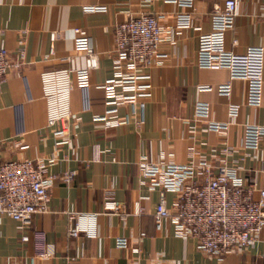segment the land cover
Returning <instances> with one entry per match:
<instances>
[{
	"label": "crops",
	"instance_id": "0c3cea01",
	"mask_svg": "<svg viewBox=\"0 0 264 264\" xmlns=\"http://www.w3.org/2000/svg\"><path fill=\"white\" fill-rule=\"evenodd\" d=\"M235 1L237 13L233 27L225 32V48L234 53L249 46L264 48V0ZM192 2L189 8L177 0H0V45L10 60L21 41L25 47V64L10 68L0 84V163L53 158L49 212L34 215L23 229L0 215V264H67L69 259L77 264H264V229L252 247L214 257L198 250L195 239L176 236L168 220L157 226L159 194L148 189L139 168L144 156L184 164L192 146L214 164L236 167L244 184L255 182L264 189V139L257 149L241 145L245 125H264V84L259 107L245 103L247 84L241 79L231 80L229 96L198 90L228 81L229 73L225 68H199L195 60L198 37L212 31L211 12L224 0ZM89 6L105 9L87 11ZM147 13L155 15L166 32L158 49L163 57L146 69L152 96L119 107L117 117L126 122L105 127L95 118L107 109L102 85L112 75L114 27L130 14ZM180 14L191 15V26H178ZM74 28L86 30L97 67L89 71L85 88L77 86L76 74H71V143L57 147L46 126L40 73L84 65L83 53L75 48ZM196 101L209 103L210 120L216 122L229 120V104L240 109L226 131H206L205 120L193 118ZM224 147H232L231 152L222 153ZM95 148L100 153L94 160ZM67 171L74 172L69 183L61 179ZM106 191L112 192L119 212H103ZM174 198V192L165 194L167 207ZM84 212L98 214L97 236H69V214ZM34 230L44 231L46 241L54 245L52 258L34 256ZM25 234L30 236L26 242L21 240ZM119 237L126 239L127 247L117 246Z\"/></svg>",
	"mask_w": 264,
	"mask_h": 264
},
{
	"label": "built area",
	"instance_id": "2783aa9c",
	"mask_svg": "<svg viewBox=\"0 0 264 264\" xmlns=\"http://www.w3.org/2000/svg\"><path fill=\"white\" fill-rule=\"evenodd\" d=\"M192 8V0H177ZM104 7L89 6L87 11L104 10ZM237 13L235 0H224L222 7L211 12L212 31L198 37L196 64L199 68H225L229 80L214 86H202L198 90H214L221 96H229L231 80L246 82V104L259 107L262 102L264 84V48L249 46L241 53L225 48L224 35L233 27ZM178 26H191V15L176 17ZM75 48L83 53L84 65L79 68H57L40 73L42 95L46 103V126L55 138V145H69L71 138L67 121L71 118L70 95L73 89L71 74H76V85L85 88L89 84V71L97 67L96 54L86 30L74 28ZM166 32L153 14H130L114 27L112 51V75L102 88L107 106L104 114L96 117L105 127H117L126 121L117 117L118 108L135 104L141 98L152 96L150 74L146 69L162 54L158 52ZM25 47L19 43L15 59L10 60L4 44L0 45V84L6 81L10 68H20L25 64ZM238 104H229L228 121L210 120L208 102L196 101L193 105V118L205 120V130L226 131L239 113ZM264 139V125L248 124L243 127L242 147L257 149ZM232 147L220 149L230 153ZM95 148L93 159L99 156ZM212 154L211 156H214ZM188 161L155 162L143 157L139 161L141 175L149 190H157L159 202L154 209L157 226L168 220L174 234L181 238H193L198 250L207 256L220 257L239 248L252 247L258 234L264 229V189L257 188L255 182L244 184L237 176V168L226 162L214 164L211 157L188 148ZM51 159L9 160L0 163V215L12 218L23 229L36 214L49 212V188L53 175L49 173ZM73 171L65 172L61 179L69 183ZM174 192L175 198L170 207L165 204V194ZM258 196L255 198L254 193ZM104 213L119 212L120 206L112 192L106 191L102 203ZM138 213L142 210L137 209ZM73 226L69 236H97V213L69 214ZM33 254L37 258L50 259L54 256V245L47 242L42 230L31 232ZM25 234L21 240L30 238ZM117 246L127 247L124 237L117 238ZM134 253L139 250L132 248ZM67 264H77L69 259Z\"/></svg>",
	"mask_w": 264,
	"mask_h": 264
}]
</instances>
